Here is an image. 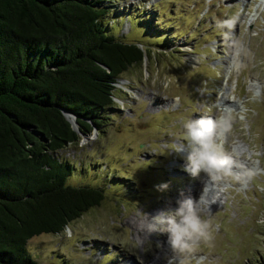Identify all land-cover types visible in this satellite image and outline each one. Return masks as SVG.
<instances>
[{
  "label": "rangeland",
  "instance_id": "374dc122",
  "mask_svg": "<svg viewBox=\"0 0 264 264\" xmlns=\"http://www.w3.org/2000/svg\"><path fill=\"white\" fill-rule=\"evenodd\" d=\"M100 3L107 32L147 51L120 75L100 125L54 153L73 165L66 183L98 187L103 200L60 233L28 239V253L38 264H178L167 232L142 230V215L151 219L203 194L215 201L205 213L213 240L180 260L258 264L264 255V0ZM201 117L230 122L224 147L243 165L215 184L203 173L191 177L184 170L187 153L172 149L183 123Z\"/></svg>",
  "mask_w": 264,
  "mask_h": 264
},
{
  "label": "trees",
  "instance_id": "16d2710c",
  "mask_svg": "<svg viewBox=\"0 0 264 264\" xmlns=\"http://www.w3.org/2000/svg\"><path fill=\"white\" fill-rule=\"evenodd\" d=\"M100 2L0 0V264H38L26 241L60 233L104 198L66 183L73 165L54 156L80 138L63 111L89 134L147 51L107 32Z\"/></svg>",
  "mask_w": 264,
  "mask_h": 264
},
{
  "label": "clouds",
  "instance_id": "9594fccd",
  "mask_svg": "<svg viewBox=\"0 0 264 264\" xmlns=\"http://www.w3.org/2000/svg\"><path fill=\"white\" fill-rule=\"evenodd\" d=\"M230 131V122L223 118L189 119L183 123L182 134L177 138L179 142L174 143L172 149L187 153L184 170L191 177L197 178L203 173L209 183H219L234 175V167L243 168L234 158L236 153L225 150L226 135ZM245 174L251 175H240ZM166 188L167 184L158 186V190ZM214 202L203 194L199 199H181L173 211L158 212L151 219L141 214L142 229L167 232L168 244L178 258V264H184L181 256L192 252L200 242L211 244L213 240L212 225L205 213Z\"/></svg>",
  "mask_w": 264,
  "mask_h": 264
},
{
  "label": "water",
  "instance_id": "95a60500",
  "mask_svg": "<svg viewBox=\"0 0 264 264\" xmlns=\"http://www.w3.org/2000/svg\"><path fill=\"white\" fill-rule=\"evenodd\" d=\"M63 115H64V117L70 122L72 128H73L75 131H77L79 135H81V136H83V137H86V134L81 133V132H79V131L77 130V125H76V123H75V121H74V116H73V115H71V114L68 113L67 111H63Z\"/></svg>",
  "mask_w": 264,
  "mask_h": 264
},
{
  "label": "bare ground",
  "instance_id": "6f19581e",
  "mask_svg": "<svg viewBox=\"0 0 264 264\" xmlns=\"http://www.w3.org/2000/svg\"><path fill=\"white\" fill-rule=\"evenodd\" d=\"M215 113H217V108L215 109ZM195 191V190H194ZM143 226V225H142ZM137 227V226H136ZM142 229V228H141ZM147 232V229H142ZM138 234H144L140 229L137 231Z\"/></svg>",
  "mask_w": 264,
  "mask_h": 264
}]
</instances>
